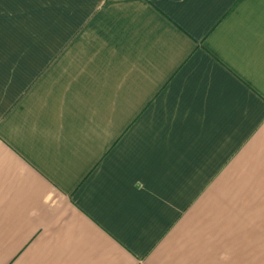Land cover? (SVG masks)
I'll list each match as a JSON object with an SVG mask.
<instances>
[{"label": "crops", "instance_id": "obj_1", "mask_svg": "<svg viewBox=\"0 0 264 264\" xmlns=\"http://www.w3.org/2000/svg\"><path fill=\"white\" fill-rule=\"evenodd\" d=\"M0 264H264V0H0Z\"/></svg>", "mask_w": 264, "mask_h": 264}]
</instances>
